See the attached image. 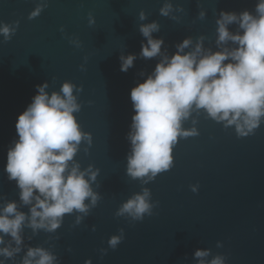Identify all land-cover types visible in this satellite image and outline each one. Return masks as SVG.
Here are the masks:
<instances>
[{
	"label": "water",
	"instance_id": "1",
	"mask_svg": "<svg viewBox=\"0 0 264 264\" xmlns=\"http://www.w3.org/2000/svg\"><path fill=\"white\" fill-rule=\"evenodd\" d=\"M259 0H0V24L14 28L10 39L0 34V208L15 201L18 211L29 213L15 181L4 171L8 149L18 139L17 116L37 94L36 85L48 84L47 92L59 91L65 81L82 90L74 95L80 111L74 115L84 140L69 167L97 172L91 188L98 196L87 214L63 217L53 232L33 231L25 221L21 251L3 264H22L29 247H42L56 256L55 264H206L220 256L224 264H264V118L246 137L235 127H225L203 109H193L182 121V130L195 128L198 135L179 138L173 146V166L149 180L127 172L131 154L129 134L134 114L129 92L152 73L162 55L175 53L186 37L192 51L200 37L212 52L217 44L220 12L247 10L256 14ZM172 5L167 17L160 8ZM43 6L38 16L30 13ZM141 12L145 19H140ZM205 15L201 19L199 13ZM92 21L91 23L89 21ZM159 24L154 38H162L161 55H140L146 38L142 24ZM236 32V24L229 25ZM79 45V46H77ZM134 54L127 72L120 57ZM227 63V61H225ZM83 66V70L80 66ZM88 176H86V179ZM192 186H198L196 192ZM150 191L151 215L142 221L116 213L128 199ZM77 217L81 218L77 223ZM93 228L95 230H93ZM124 239L112 249V235ZM11 244L10 236L4 237ZM219 245V246H218ZM101 249H107L102 253ZM197 250H210L204 258Z\"/></svg>",
	"mask_w": 264,
	"mask_h": 264
},
{
	"label": "clouds",
	"instance_id": "2",
	"mask_svg": "<svg viewBox=\"0 0 264 264\" xmlns=\"http://www.w3.org/2000/svg\"><path fill=\"white\" fill-rule=\"evenodd\" d=\"M37 6L29 15L33 19L42 11ZM172 5L165 3L159 10L167 17ZM256 14L244 10L220 12L217 19V44L222 47L212 52L202 46L200 37L194 49L185 52L192 45V38L186 37L176 44L171 56L162 55L154 70L142 82L131 88L129 97L132 103L131 154L127 156V172L132 178L147 176L149 180L173 166V146L179 138L198 135L195 128L182 130V121L187 119L193 109H203L217 122H225V127L234 126L238 137L252 134L264 118V0H259ZM199 13V18L204 17ZM143 12L140 19H145ZM92 22L91 20L89 21ZM236 24L238 30L232 32L229 25ZM140 32L146 38L142 43L140 55L151 59L161 55L162 38H154L159 31L155 21L142 24ZM15 29L0 24V34L10 39ZM79 46V45H77ZM120 70L127 72L133 66L136 56H121ZM227 61V63H225ZM83 70V66H80ZM37 94L31 103L18 116L15 129L16 139L6 155L4 171L9 181H15L20 189L19 199L29 205V213L18 211L15 201L0 208V245L4 237L10 236L11 244L0 247V255L11 258L21 251V236L25 221L33 229L53 232L61 226L66 214L79 212L87 214L89 205H95L98 196L91 188L97 172L91 166L81 171L78 164L69 167L79 145L86 140L91 143V135L83 132L75 113L80 104L73 94L77 88L65 81L59 91L47 92V82L36 85ZM86 176L88 178L86 179ZM196 192L198 186H192ZM150 191L144 189L123 203L116 213L124 214L133 220L142 221L145 214L151 215ZM81 218L77 217V223ZM93 230H95L93 228ZM112 235L108 245L112 249L124 239ZM219 246V245H218ZM106 253L107 249H101ZM210 250H197L195 257L204 258ZM56 256L42 247H29L22 264H55ZM3 264V261H0ZM85 264H92L91 259ZM199 264H206L204 259ZM207 264H224L220 256L212 258Z\"/></svg>",
	"mask_w": 264,
	"mask_h": 264
}]
</instances>
